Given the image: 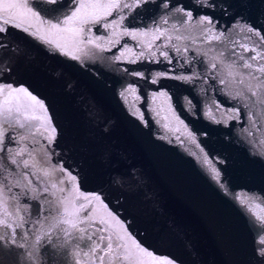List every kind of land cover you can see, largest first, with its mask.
I'll list each match as a JSON object with an SVG mask.
<instances>
[{
    "label": "snow or ice",
    "instance_id": "snow-or-ice-1",
    "mask_svg": "<svg viewBox=\"0 0 264 264\" xmlns=\"http://www.w3.org/2000/svg\"><path fill=\"white\" fill-rule=\"evenodd\" d=\"M194 2L205 10L202 14L194 16L193 10L181 0H68L63 8L60 6L64 0H0V52L13 53L0 58V153L7 160V164H0V246L22 249L24 264H47L45 249L48 248L53 253L65 248L73 257V264H83L84 259L88 264L179 262L145 246L139 239L140 233L131 230L133 222L110 209L102 193H83L78 174L63 164H51L54 151L48 149L37 158L36 148L24 143L26 136L8 135L9 130L18 127L33 139L36 135L43 136L49 145L57 138V128L43 99L25 85L6 82L15 71L14 56L19 53V48L8 42L14 29L31 37L50 55L74 61L85 57L95 59L99 52H112L115 48L112 59L123 64L171 65L152 70L122 68L124 73L157 87L141 94L139 85L129 83L118 95L128 105L129 94H135L132 114L138 113L137 118L145 126L148 124L145 111L155 113L159 122L166 105V110L183 126L187 139L199 149L200 162L207 165L218 187L226 195L231 193L254 217V224L260 230L255 253L259 264H264V216L252 212L245 204V199H254L264 210V194L232 193L218 167L226 161L208 155L197 133L176 109L173 93L162 84L165 79L187 84L193 87L197 97L215 87L232 106L226 108L213 98L211 105L201 109V114L211 123L224 127L235 121L243 134L241 138H246L254 149L252 154L264 159V152L259 151V146H264V28L247 21L225 0ZM36 3L50 6L49 11L57 14L45 16ZM148 5L158 10L150 17L151 23L141 21V25H135L133 21L147 11ZM247 6L244 2L240 5ZM217 10L223 16H231L228 28L218 27L219 19L214 15ZM125 37L134 41L139 51H134V45L127 41L122 43ZM249 52L252 54L247 55ZM209 80L216 84H208ZM157 101L160 106H155ZM137 102L145 103L146 108H140ZM181 106L189 115H197V104L192 97H181ZM163 119L166 121L168 117ZM163 127L168 129V123ZM108 130L105 122L103 131ZM201 135L207 137L206 132ZM10 143L16 147L9 146ZM8 164L14 167L9 168ZM57 172L63 175L57 177ZM120 179V173H116L110 182L119 184ZM33 202L38 205L35 213ZM27 224L33 227L26 229ZM58 233H63V237ZM61 239L63 243H54ZM85 239L89 242L87 251L79 242L74 243Z\"/></svg>",
    "mask_w": 264,
    "mask_h": 264
},
{
    "label": "water",
    "instance_id": "water-1",
    "mask_svg": "<svg viewBox=\"0 0 264 264\" xmlns=\"http://www.w3.org/2000/svg\"><path fill=\"white\" fill-rule=\"evenodd\" d=\"M181 2L193 10L194 16L205 11L198 8L194 0ZM225 2L232 4L247 21L264 28V0ZM242 2L247 8L240 7ZM67 3L68 0H64L60 7ZM35 6L45 16L57 14L50 12V6L44 3ZM157 11L154 5H148L147 11L141 12L133 23H151L150 17ZM214 15L219 19V28L231 25V16H223L219 10ZM124 41L134 45V51H139L130 38L125 37L121 42ZM8 42L13 48H19V53L14 56L15 71L6 82L25 85L42 98L57 128V138L52 145L43 136L36 135L33 139L18 127L9 130V136H26L24 143L36 148L37 158L48 149L54 151L51 164H63L78 174L83 193H102L110 209L132 221L131 230L140 233L143 244L160 256L175 258L179 264H259L255 249L260 230L254 224V217L231 193L226 195L218 187L207 165L200 162L199 149L187 139L183 126L166 110V105H163L165 111L161 112L159 122L155 113L149 114L146 110L148 124L145 126L137 118L138 113L132 114L135 94H129L128 105L118 95L129 83L139 85L141 94L157 87L124 73L122 68L152 70L167 69L171 65L123 64L112 59L115 48L112 52H99L95 59L85 57L74 61L50 55L31 37L15 29ZM5 56H13V53L0 52V58ZM162 84L173 93L176 109L197 133L208 155L226 161L218 167L232 193L264 194V159L252 154L254 149L249 147L246 138H241L240 126L235 121L230 122V127L214 124L201 114V109L211 105L213 98L224 107H231L226 96L215 87L197 97L193 87L187 84L168 79ZM208 84L216 82L209 80ZM183 96L192 97L197 104L195 117L181 106ZM137 103L140 108H146L145 103ZM155 106H160V101ZM164 116L168 117L166 121ZM105 122L107 132L103 131ZM32 123L39 124L38 121ZM164 123H168V129L163 127ZM205 132L207 137L201 135ZM9 146L16 147L14 143ZM259 151L264 152V146H259ZM0 164H7L2 153ZM8 167L14 166L8 164ZM116 173L121 176L119 184L110 182ZM245 204L252 212L264 216V210L254 199H245ZM37 207L33 202L34 213ZM99 211L102 214V210ZM32 227V224L25 225L26 229ZM58 234L63 237V233ZM75 242L87 251V239ZM54 243H63V240H54ZM22 253V249L14 246H0V264H24ZM45 257L47 264H73V257L65 248H58L54 253L51 248L45 249ZM83 264H88L87 259Z\"/></svg>",
    "mask_w": 264,
    "mask_h": 264
}]
</instances>
